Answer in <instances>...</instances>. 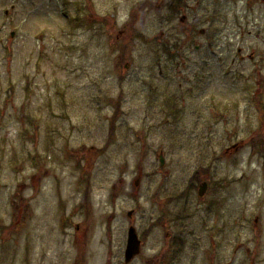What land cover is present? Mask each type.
<instances>
[{
  "label": "rangeland",
  "instance_id": "obj_1",
  "mask_svg": "<svg viewBox=\"0 0 264 264\" xmlns=\"http://www.w3.org/2000/svg\"><path fill=\"white\" fill-rule=\"evenodd\" d=\"M131 227L128 264H264L263 0H0V264Z\"/></svg>",
  "mask_w": 264,
  "mask_h": 264
},
{
  "label": "water",
  "instance_id": "obj_2",
  "mask_svg": "<svg viewBox=\"0 0 264 264\" xmlns=\"http://www.w3.org/2000/svg\"><path fill=\"white\" fill-rule=\"evenodd\" d=\"M201 33H204L201 31ZM13 36V34H12ZM160 164L163 165L164 161L163 158H160ZM207 184L203 183L199 189L198 195L199 197H203L205 194ZM131 213H129V216ZM142 249V242L139 240L136 230L131 227L128 231V238H127V246L125 250V263H130L136 256H138Z\"/></svg>",
  "mask_w": 264,
  "mask_h": 264
},
{
  "label": "flooded vegetation",
  "instance_id": "obj_3",
  "mask_svg": "<svg viewBox=\"0 0 264 264\" xmlns=\"http://www.w3.org/2000/svg\"><path fill=\"white\" fill-rule=\"evenodd\" d=\"M208 186H209V184H207V187H206L207 189H208ZM210 190H211V189H210ZM210 190H208L207 193L205 194L206 197H207V195L209 194L208 192H210ZM139 239L141 240L140 237H139ZM124 254H125V252H124Z\"/></svg>",
  "mask_w": 264,
  "mask_h": 264
},
{
  "label": "trees",
  "instance_id": "obj_4",
  "mask_svg": "<svg viewBox=\"0 0 264 264\" xmlns=\"http://www.w3.org/2000/svg\"><path fill=\"white\" fill-rule=\"evenodd\" d=\"M175 105V104H174Z\"/></svg>",
  "mask_w": 264,
  "mask_h": 264
}]
</instances>
